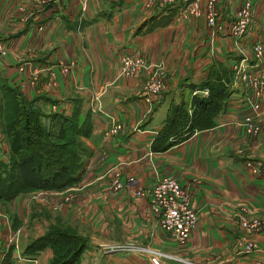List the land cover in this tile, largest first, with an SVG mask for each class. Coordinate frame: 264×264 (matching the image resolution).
I'll list each match as a JSON object with an SVG mask.
<instances>
[{"label":"crops","instance_id":"obj_1","mask_svg":"<svg viewBox=\"0 0 264 264\" xmlns=\"http://www.w3.org/2000/svg\"><path fill=\"white\" fill-rule=\"evenodd\" d=\"M241 1L218 0L219 27H212L202 16L178 18L174 10L155 14L163 6L157 1L145 5L146 0H54L41 6L35 0H0V41L7 50L0 55V81L16 86L26 98L40 96L47 109L54 105L70 114L77 108L89 116V133L81 138L87 148L84 166L74 184V201L68 204L73 208L59 210L68 217L75 209L77 225L87 230L86 246L73 264H149L145 246L175 256L162 258L161 264H264V168L252 174L244 166L246 159L264 163V102L257 116L259 130L248 134L240 123L246 107L239 102L246 91L235 80L237 64L253 61V36L264 41V0H250L251 21L241 36L232 37L227 24ZM152 14L155 24L141 25ZM124 53H140L148 63L162 66L166 84L152 103L141 97L150 65L137 76H119V57ZM58 60L73 62L69 73L59 71ZM33 68L39 70L32 84ZM218 70L230 90L213 123L193 129L164 150H151L168 104L179 100L182 83L200 84L209 71ZM51 80L53 84L48 83ZM112 120L122 126L114 136L106 135ZM1 138L0 134L4 159L8 147ZM154 170L175 175L190 191L198 218L183 242L142 213L144 201L134 190L113 193L109 187L115 172L122 182L133 175L147 186L154 180ZM241 204L262 225L252 234L258 247L244 253L236 252L234 243L242 231L236 222ZM34 218L26 224L39 231L41 219ZM119 241L129 248L107 253L99 249L104 242ZM18 254L11 252L13 264H48L51 250L38 251L35 263Z\"/></svg>","mask_w":264,"mask_h":264},{"label":"trees","instance_id":"obj_2","mask_svg":"<svg viewBox=\"0 0 264 264\" xmlns=\"http://www.w3.org/2000/svg\"><path fill=\"white\" fill-rule=\"evenodd\" d=\"M184 3L180 0L165 4L154 13L177 12ZM154 19L152 14L141 25L150 27ZM218 71H209L200 84L188 80L182 83L179 100L166 108L162 126H167L158 129L151 140V150H164L185 139L193 129L213 123L212 117L222 111L230 90L225 75L222 77V71ZM203 88L204 95L200 93ZM38 97L26 98L16 86L0 81V134L8 147L6 157L0 159V197L10 198L17 193L22 187L19 189L15 183L25 189L61 188L77 179L84 163L80 153L86 154L87 149L81 138L90 130L88 113L80 114L77 108H72L70 114L54 110L42 113L33 106ZM10 186L13 192L1 194ZM62 226L49 224L24 246L23 254L32 255L49 247L48 264L75 263L86 246V238ZM0 264H13L10 251Z\"/></svg>","mask_w":264,"mask_h":264},{"label":"built area","instance_id":"obj_3","mask_svg":"<svg viewBox=\"0 0 264 264\" xmlns=\"http://www.w3.org/2000/svg\"><path fill=\"white\" fill-rule=\"evenodd\" d=\"M41 6L54 0H35ZM155 0H146L145 5H149ZM159 5L170 4L180 0H157ZM185 1L182 6L176 12V17L187 18L189 16H202L204 22L208 26L219 27L216 23L217 3L218 0H182ZM19 8H23L21 5ZM253 6L250 0H242L234 9L233 17L227 24V33L232 37L241 36L247 29L252 16ZM251 57L254 60L251 63L240 64L235 67V80H238L246 89L247 96L241 99L239 102H245L247 105L246 111L242 113V125L246 132L254 133L259 123L255 120L258 115V108L260 99L264 97V42L256 35L251 40ZM6 46L0 41V55L6 54ZM240 62V61H239ZM73 62L58 60L56 65L59 71L63 74L70 72ZM119 76L131 77L137 74L140 70H144L149 66L145 59L137 53H124L120 55L118 65ZM156 67H158L155 64ZM18 69H23V64L18 65ZM38 70L36 68L31 69L30 83H34L37 79ZM165 74L163 71H157L152 73L149 79L146 81L141 97L147 103H152L153 98L159 94V92L165 87L164 82ZM53 74L51 75V79ZM53 84V80L48 82ZM201 94H206V89L200 90ZM51 109H56L54 105L50 106ZM122 124L118 121L112 120L111 125L106 129L104 134L115 135L121 128ZM151 154V151L147 152V156ZM246 166L252 174L260 173L264 168V163L260 159L251 160L246 159L244 161ZM111 180V186L113 179L117 181L115 187L122 185L118 180V173H114ZM137 177L130 175L127 177V184L124 186L132 187L135 194L142 198L144 206L141 209L144 215L151 216L156 227L166 232L169 236L175 239L177 242H183L190 234L192 228L196 225L198 212L194 208L190 200V191L188 188L179 182L175 175L170 173L157 174L154 170V180L147 186H143L137 181ZM137 181V182H136ZM132 182H135L133 185ZM248 207L244 204L240 205L239 211L236 216L238 217V224L241 227L243 234H240L235 239L236 252H249L256 249L258 246L251 239L248 234L251 231L257 232L261 229L260 223L257 219H249L245 216V212H248ZM9 227L8 217L3 215L0 210V226ZM245 231V233H244ZM19 229L15 228L9 231L7 236V243L15 244L19 235ZM102 246V244H101ZM129 244L126 242L120 243H108L103 244L102 249L107 252H116L119 250H127ZM145 252L148 254L149 264H161V259L167 255L174 257L171 254L164 253L156 248L144 247ZM30 260V259H29ZM225 264V263H217ZM227 264H260L257 261L253 262H231Z\"/></svg>","mask_w":264,"mask_h":264},{"label":"rangeland","instance_id":"obj_4","mask_svg":"<svg viewBox=\"0 0 264 264\" xmlns=\"http://www.w3.org/2000/svg\"><path fill=\"white\" fill-rule=\"evenodd\" d=\"M155 1H157V0H155ZM156 4H158V1ZM250 52L252 55V49L251 48H250ZM137 54L141 55L140 53H137ZM252 57H253V55H252ZM119 59H120V57H119ZM252 59L254 60V58H252ZM146 63H148V62L146 61ZM118 65H119V63H118ZM149 65H150L149 67H151V71H150L149 75L146 77V79L144 80V82L142 83V86H141L142 90H143V87H144L146 81L149 79V77L152 75V73H156L157 71H160L161 67H162V66L156 67L155 64H153L151 62H149ZM142 71L143 70H140L137 74H135L131 77L137 76ZM123 77H125V76H123ZM164 79H165V77H164ZM164 82H165V80H164ZM244 90H246V89H244ZM246 96H247V93H245V95L243 96V99ZM38 99L36 101H34V105H33L36 109H38V111H40L42 113L43 112L46 113V112L51 111V110L52 111L53 110L54 111H61L60 109H57V107H56V109H51L50 107H49V109H47L46 107L43 106V103H42L43 101L42 100L40 101ZM263 102H264V97L262 98V100L260 99L257 116H259L262 113ZM240 104H243L244 107L247 108L248 104H246L245 102L240 103ZM257 116L255 117V120H257ZM42 120L44 122L46 121V119L44 117H42ZM241 122H242V118L240 119V123ZM241 124H243V123H241ZM162 125H163V121H162L160 127ZM166 126L167 125H164V126H162V128H164ZM259 127L253 134H255L259 130ZM247 133L253 135L252 133H249V132H247ZM3 141L6 143L4 138H3ZM0 144H1V142H0ZM83 144L85 145V143H83ZM6 145H7V143H6ZM101 154L99 155V157H102ZM80 156H82L84 159L85 153H80ZM83 166H84V163L80 169V172H79L77 179L75 181L61 187V188H57V189H55V188H29L28 189L27 188V189H25L26 187H23V185H19V183H15L16 187H19V189L22 187L17 193L12 195L10 198H8L6 196L0 197V210L3 212V215L8 217V220H9V227L8 228H6V226H2V225L0 226V255L2 256V258L0 259V262L8 251H10V252L15 251L16 253L18 252L19 254H23L22 250L24 249V246L31 239L42 234L47 229L49 224L60 223L61 225H63L62 227L67 228L68 230L73 231V232L75 231L76 234H79V235H81L87 239V230L82 228L81 225H80L81 228H79V226L77 225L76 220H78L79 218L74 216L76 214L75 209L73 210V212L75 214L74 215L70 214V216H68V217L61 216L60 212H59L60 208L65 207V206H67L70 209L73 208V207L68 206V204H71L74 201L73 194H72L73 189L75 188L74 184H76L78 182V179H80V174H81V171L83 169ZM128 176H130V175H126L125 181H123V182L118 180L122 184L119 187H115L116 186L115 184L117 183V181L115 179H113V184L111 186L112 178H110L109 187L115 191L113 193H116L117 191H120L123 189L133 190V186L128 187V188L126 186H124L125 184L128 183L127 182ZM118 177H119V175L117 176V178ZM137 181H139V179ZM132 183H133V185L135 184V182H132ZM13 187H14V184H13ZM13 187L12 186L9 187V189H11V191L9 189L8 190L6 189V190H3L1 192V194L6 195L7 193L13 192L12 191V190H14ZM17 197H19V198H17ZM33 216H35V218H37V219H41L42 223H40L41 226L39 227L41 230H39V231L37 230L38 226H32L30 224L29 225L26 224L27 221L30 218L32 219ZM245 216L248 217L249 219H252V218L257 219L260 223V226L262 227L260 218L258 216L257 217L254 216L253 213H251L249 211L245 212ZM42 219H45L46 223H44ZM56 219H58V221ZM237 220H238V217L236 216V222H237V225L239 226ZM15 228L19 229V232H18L19 235H18L17 241H15V244L14 243L13 244L7 243V236H8L9 231L12 229H15ZM244 233H245V231H244ZM253 233H254V231H251L248 234V236L251 239H253V236H252ZM241 234H243V231H241ZM253 241H254V239H253ZM120 242H125V241H119L116 243H120ZM108 243H110V242L102 243V246L101 247L99 246L100 251L107 253V251H104L102 249V247H103V244H108ZM112 243H114V242H112ZM234 243H235V241H234ZM164 253L171 254L169 252H164ZM35 254H32V255L23 254V255L25 256V258H29L30 259L29 261H32L33 263H35L34 262V261H36ZM21 257H23V256H21ZM163 258L174 259V257H170L167 255H165Z\"/></svg>","mask_w":264,"mask_h":264}]
</instances>
